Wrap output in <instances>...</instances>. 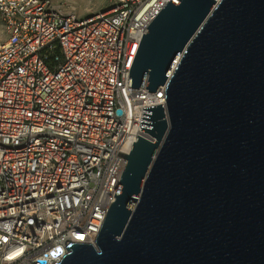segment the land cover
I'll use <instances>...</instances> for the list:
<instances>
[{
  "label": "water",
  "instance_id": "obj_1",
  "mask_svg": "<svg viewBox=\"0 0 264 264\" xmlns=\"http://www.w3.org/2000/svg\"><path fill=\"white\" fill-rule=\"evenodd\" d=\"M147 29L128 87L166 84L165 106L117 154L94 244L57 264H264V0H169Z\"/></svg>",
  "mask_w": 264,
  "mask_h": 264
},
{
  "label": "built area",
  "instance_id": "obj_2",
  "mask_svg": "<svg viewBox=\"0 0 264 264\" xmlns=\"http://www.w3.org/2000/svg\"><path fill=\"white\" fill-rule=\"evenodd\" d=\"M109 1L80 17L51 0H0V264H57L70 244H94L127 162L117 154L150 139L143 108L165 106L166 84H128L169 0Z\"/></svg>",
  "mask_w": 264,
  "mask_h": 264
},
{
  "label": "rangeland",
  "instance_id": "obj_3",
  "mask_svg": "<svg viewBox=\"0 0 264 264\" xmlns=\"http://www.w3.org/2000/svg\"><path fill=\"white\" fill-rule=\"evenodd\" d=\"M52 2L65 7L80 17L91 16L98 12L105 11L109 5V0H51ZM6 38L3 23L0 18V40Z\"/></svg>",
  "mask_w": 264,
  "mask_h": 264
}]
</instances>
